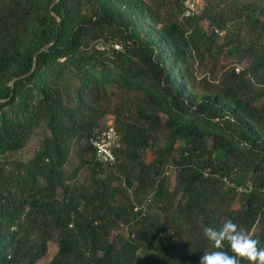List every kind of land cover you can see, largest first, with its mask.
Listing matches in <instances>:
<instances>
[{
    "label": "trees",
    "instance_id": "16d2710c",
    "mask_svg": "<svg viewBox=\"0 0 264 264\" xmlns=\"http://www.w3.org/2000/svg\"><path fill=\"white\" fill-rule=\"evenodd\" d=\"M182 1L0 0V264H199L227 219L264 249V0Z\"/></svg>",
    "mask_w": 264,
    "mask_h": 264
},
{
    "label": "clouds",
    "instance_id": "9594fccd",
    "mask_svg": "<svg viewBox=\"0 0 264 264\" xmlns=\"http://www.w3.org/2000/svg\"><path fill=\"white\" fill-rule=\"evenodd\" d=\"M203 235L212 250L200 257L199 264H241V261L264 264V249L258 248V241L231 219L225 220L219 228L204 227Z\"/></svg>",
    "mask_w": 264,
    "mask_h": 264
},
{
    "label": "built area",
    "instance_id": "2783aa9c",
    "mask_svg": "<svg viewBox=\"0 0 264 264\" xmlns=\"http://www.w3.org/2000/svg\"><path fill=\"white\" fill-rule=\"evenodd\" d=\"M202 5V0H183L181 17L184 19L198 17ZM235 72H239L238 67L235 68ZM90 143L95 151V157L98 162L107 165H113L116 162V151L119 149L120 144L111 116L108 117V123L106 122L105 128L97 133ZM224 181L227 183L225 179Z\"/></svg>",
    "mask_w": 264,
    "mask_h": 264
},
{
    "label": "rangeland",
    "instance_id": "374dc122",
    "mask_svg": "<svg viewBox=\"0 0 264 264\" xmlns=\"http://www.w3.org/2000/svg\"><path fill=\"white\" fill-rule=\"evenodd\" d=\"M148 3H151V2H154V0H146ZM110 44H112L113 45V47L115 48V49H119V45H120V43H117V42H110ZM117 44H119V45H117ZM101 48V47H100ZM229 61V60H228ZM208 78H210V77H208ZM200 78H198V80H199ZM110 117V116H109ZM106 122L108 123V117H107V120H106ZM106 125V124H105ZM157 145H161V142H158V144ZM19 157H21L22 159H24L25 158V156L23 155V154H20L19 155ZM172 164H169L168 165V167L166 168V176L167 177H169V179H170V182L172 183V181H173V173H172ZM170 188H172V187H170ZM143 204H145V203H143Z\"/></svg>",
    "mask_w": 264,
    "mask_h": 264
}]
</instances>
